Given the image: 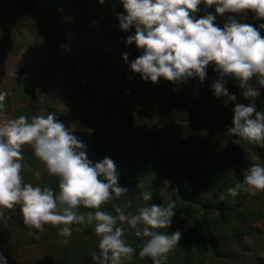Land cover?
Instances as JSON below:
<instances>
[{"label":"rangeland","instance_id":"rangeland-1","mask_svg":"<svg viewBox=\"0 0 264 264\" xmlns=\"http://www.w3.org/2000/svg\"><path fill=\"white\" fill-rule=\"evenodd\" d=\"M33 2L39 4L38 0ZM32 9L26 0H0V93H8V105L4 106L6 115L16 118L24 107L34 111L32 117L47 115L44 106L48 105L58 115L57 120L85 144L90 161L96 163L105 157L111 158L119 172L118 183L128 192L119 198L114 197L102 205L101 210L108 212L110 208L108 213L115 216V207H122L129 201V206L124 209L126 213H135L143 206H166L170 200L175 201L177 207L171 219L172 231L179 227L192 246L197 245L194 242L196 239L205 236L218 249L216 255L202 253V260L192 254L193 264H264V191L256 195L245 190L239 192L238 201L246 210L242 211L243 220L239 224L242 232L237 234L226 231L230 227L227 222L218 225L215 219L221 214L218 209L212 216L215 223L211 222L205 232L200 226L190 232L191 214L201 204L178 200L173 191L184 188L190 195L219 206L229 199L227 195L222 197L221 190H211L209 180L212 177L205 171V159L201 156L207 142L213 147L215 155L209 166L219 173L220 188L242 184L251 166H264V156L260 151L264 147L245 140L235 143L238 138L227 134V129L232 126L233 114L220 106L221 101L227 98H217L212 91V84L218 78L214 65L207 67V77L203 82L198 78H190L180 84L163 78L155 84L145 82L139 74L130 70L131 61L142 54L135 44L126 46L127 37L135 34L133 27L127 33L123 32L119 29L117 17L110 10L85 2L84 24L80 14L70 12L63 18L64 23L67 22L69 38L79 43L90 38L96 41L102 39L104 44L112 45L122 56L126 52L129 54L128 62L123 60L124 67L119 72L111 71L101 61L88 62L99 80L106 82L109 88L119 90L118 96H114L85 80L76 63L77 53L67 48L58 34L48 35V23L54 19L55 10L48 9L34 16ZM199 9L194 14L197 19L208 13L216 15L214 6L206 8L201 4ZM233 15L238 22L257 28L264 23V20H257L253 13L248 12L216 15L215 24L223 28L228 17ZM262 35L264 30H261ZM55 64L56 68L49 76H30L26 86L20 82L27 68ZM250 83L255 86V79ZM23 87L28 90L20 93ZM225 87L237 100L245 99L236 80L229 78ZM29 90H33L31 95H28ZM126 98L132 102H126ZM255 107L257 111H264V88H260ZM113 127L119 140L104 136ZM200 129L206 137L205 141L199 137L192 140L191 147H178L173 151L177 141L175 136L184 133L180 131L187 130L190 134ZM23 155L24 181L33 186L50 187L58 194V177L46 172L30 146L23 148ZM128 159L133 160L132 168L125 169L122 162L129 163ZM36 172L40 173L39 178L34 175ZM131 172L137 174L131 175ZM165 181L169 182L167 187ZM146 192L151 194L149 201L143 199L142 194ZM182 209L187 216L180 215ZM79 211L89 210L81 207ZM249 211L256 212V215ZM117 226H120L119 223ZM69 227L72 235L63 245L64 238L58 235L57 227L45 225L44 231L39 232L24 225L19 206L5 210L4 217L0 218V254L6 257L7 264H95L92 253L99 254L95 222L88 223L86 220L83 224ZM123 227V238L133 248H139L138 243L143 244L147 239L137 237L135 230L127 224ZM207 242L210 248L212 244ZM174 250L175 256L171 251L167 254L166 264H186L180 257L182 249L175 247Z\"/></svg>","mask_w":264,"mask_h":264},{"label":"clouds","instance_id":"clouds-1","mask_svg":"<svg viewBox=\"0 0 264 264\" xmlns=\"http://www.w3.org/2000/svg\"><path fill=\"white\" fill-rule=\"evenodd\" d=\"M126 15L119 14V29L135 34L126 39V46L135 44L142 54L131 61L130 70L143 81L158 83L160 78L180 84L190 78L203 82L207 67L214 65L218 78L212 84L214 95L226 97L225 103L235 101L225 84L229 78L238 82L242 95L250 103L236 104L233 109L229 136L264 147V111H257L255 100L264 88V23L259 27L241 23L229 16L223 28L215 24L216 15L251 12L255 19L264 20V0H120ZM100 4L104 0H99ZM204 4L215 7L197 19L194 15ZM128 62L129 54L122 56ZM16 75V73H10ZM255 79L256 85L250 81ZM8 93H0V218L5 210L19 206L23 223L30 229L43 232L45 225L58 228L68 243L73 224L95 222L99 237V254L92 253L95 264H123L130 261L136 249L123 238L127 224L144 240L139 251L141 259L151 258L153 264H166L167 254L179 243L182 232L171 235L156 231L167 229L175 215V201L167 205L143 206L135 213L125 212L130 201L115 207L113 216L101 210L102 205L127 194L119 185V172L108 157L93 163L87 157L85 144L59 122L55 113L29 118L20 115L9 118L4 112ZM30 146L35 158L50 176L58 177V194L50 187L26 183L22 172L25 165L23 148ZM34 175L39 178L40 173ZM169 184L164 182L165 187ZM241 190L251 195L264 191V166L254 164L247 170L243 183L229 187L223 195L235 198ZM173 191H176L173 189ZM145 201L151 194L143 193ZM89 211L80 212V208ZM119 223L120 226H117ZM0 264L7 259L0 254Z\"/></svg>","mask_w":264,"mask_h":264},{"label":"trees","instance_id":"trees-1","mask_svg":"<svg viewBox=\"0 0 264 264\" xmlns=\"http://www.w3.org/2000/svg\"><path fill=\"white\" fill-rule=\"evenodd\" d=\"M38 1H39L38 2L39 4H35L33 0H26V2L29 3L30 6H32L33 8L32 13L34 16H39L42 14V12H45L48 9L55 10L54 19L49 21L48 23V35L50 36V35L58 34L59 39L62 42H64L67 48H69L73 53H77L76 63L81 68L82 74H84V77H85L84 79L85 80L87 79L93 85H97L98 87H102L108 90L114 96H118L119 90L117 88L116 89L109 88L106 82L99 80L96 74L92 71L88 62H91L92 60L96 62L101 61V63H104L107 66V68L110 69L111 71L119 72L124 67V61H123L121 53L117 51L112 45L108 46V44H104L102 39H99L98 41H96L94 38H90L88 41H85L82 43H79L75 40L70 39L67 33V30H68L67 22L64 23L63 18L70 12L75 13L77 15L80 14L81 21L84 24L86 22L84 10H83V4L85 2H90L94 5L105 7L106 9L110 10L111 13L116 17L119 14L126 15L120 0H104L103 4H100L99 0H38ZM132 30L135 32L134 27ZM54 68H56V64L54 66L45 65L39 68H35V67L27 68L24 72L23 78L21 77L20 82L25 83V86H26L29 83L30 76L33 77V76L41 75V78H45L53 72ZM22 90L23 91H20V93L26 92L28 88L23 87ZM32 91L33 90H29L28 95H31ZM226 100L227 99L222 100L220 103L221 104L220 106L230 111L231 114H233V109L236 104H243L245 106L249 104V102L246 101V99H238V100L235 99V101L228 102L227 104L225 103ZM125 101L129 102L130 99L126 98ZM7 102H8V98L6 96V99L4 101V106L8 105ZM33 112L34 111L32 109L24 107L16 114V118L19 117L20 115H25L29 118V121H30L32 118V115L34 114ZM44 112L46 114H49V113L56 114L54 109L48 105L44 106ZM56 118L57 119L59 118L57 114H56ZM180 132H184V133H182L183 135L178 134L175 136L177 141H176V146L174 147L173 151L175 149L177 150L178 147L180 148L191 147L193 145L192 140L196 138L200 137L202 141L206 140V137L204 136L203 131L201 129L199 132L191 131L190 134H189V131L187 130L180 131ZM201 132L203 136L201 135ZM104 136L110 139L119 140V136L116 135L114 127L112 131L105 132ZM260 151H261V155L264 156V149ZM201 156H203V158L205 159V164H204L205 171L208 174H210L212 177V179L209 180L210 187H212L211 190L212 191L221 190L222 194H225V192H227V188L229 187L224 186L225 190L223 186L222 188H220L219 186L220 179H218L219 173L216 170H213L209 166L215 159V155L213 153V147L209 145L208 142L205 143L204 148L201 151ZM127 161H129V163L122 162V166L125 169L132 168L133 160L128 159ZM134 174H137V172H131V175H134ZM175 190L176 191H174V193L176 194V197L178 200H182L190 204H197V205L201 204L200 205L201 207L198 206L197 210L193 211L191 214L192 219L189 222L190 232H193V230H195V228L199 226L205 232L206 228L209 226L211 222L215 223V220L212 219V216L214 214L213 212L215 209H218L221 212L220 216L215 218L219 226L224 224V222H227V224L229 223V226H230L229 229L226 230L227 232L235 233V234L242 232L241 228L239 227V224L243 220L242 211L246 210L245 209L246 207L238 201L240 197L239 195H237L235 198H232L229 196V199L227 201L226 200L223 201V206H219V205H215L212 202L209 203L206 200L205 201L200 200L197 198L196 195L194 196L190 195L188 191H186L184 188L179 187V188H175ZM231 200H233V202H231ZM109 209L110 208L107 209L108 212H109ZM179 212H180V215L187 216L185 209H182ZM200 212H202V214ZM249 213L256 215V212L252 213L251 211H249ZM172 228H173V222H171L170 226L167 229H159L156 231L164 232L168 235H171L177 230H180L182 232V230L179 227L175 231H172L173 230ZM89 232L90 230L87 231V233ZM183 235L184 234L182 232V237L179 243L176 245V247L182 249L180 257H182L185 260L186 264H193L192 254H193V257L194 256L196 258L200 257L202 260V256H201L202 253L211 252L212 255L213 254L216 255V253H218V249L215 246L216 244H214V242H211L210 239L206 240L205 236L204 237L202 236L201 238H198L196 240L194 238L195 240L194 242H196L198 246L197 245L192 246L191 243H189L184 238ZM207 241H209V243L212 244L210 248L207 246V243H208ZM138 245H139V248L142 247L141 243H138ZM139 248H136V251H135V254L133 255L132 260L126 261V262L124 261L123 264H147L148 262L151 263L152 262L151 258L145 257L141 259L139 257V251H140ZM171 254L175 256L176 253L174 249L171 250Z\"/></svg>","mask_w":264,"mask_h":264}]
</instances>
